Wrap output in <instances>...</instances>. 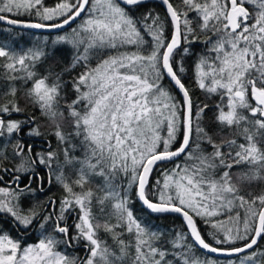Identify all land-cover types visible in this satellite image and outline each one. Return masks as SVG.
I'll use <instances>...</instances> for the list:
<instances>
[{
    "label": "snow or ice",
    "instance_id": "obj_1",
    "mask_svg": "<svg viewBox=\"0 0 264 264\" xmlns=\"http://www.w3.org/2000/svg\"><path fill=\"white\" fill-rule=\"evenodd\" d=\"M144 3L0 0V264H215L212 253L264 264L253 250L264 190H245L264 181V0H159L163 17H136ZM13 27L55 30L53 54L70 46L71 61L41 73L47 45L21 49ZM187 58L195 88L216 100L215 132L203 123L210 105L192 99ZM41 126L48 147L37 152ZM46 177L59 200L37 198ZM144 210L178 214L185 228L164 241ZM81 245L84 257L68 255Z\"/></svg>",
    "mask_w": 264,
    "mask_h": 264
},
{
    "label": "trees",
    "instance_id": "obj_2",
    "mask_svg": "<svg viewBox=\"0 0 264 264\" xmlns=\"http://www.w3.org/2000/svg\"><path fill=\"white\" fill-rule=\"evenodd\" d=\"M46 2L49 5H51L52 3H54V0H46ZM141 7H143V10L141 12L139 11V8L133 12V14L136 17L142 16L144 13L148 12L149 10L153 11V13H156L154 11V7H153L152 3L145 4ZM159 14L161 15V17H163V14L161 12H159ZM20 18L21 19H29V17H27V16L20 17ZM31 19L34 20L35 18L32 17ZM80 22L81 21L78 20V22L76 24H79ZM76 24L73 25L72 27H76ZM5 29H7V27L0 25V39H2L4 36L8 35L7 31H4ZM69 30H71V29L68 28L65 31H69ZM21 33H23V35L17 41V43H18L19 47L23 50H27L28 48L34 47L36 45H39L41 47H43L45 44L47 45L48 55H47L46 59H44L40 63V66H39V71L41 73H46V71L49 67L63 68L66 64H68L71 61V59L73 57V50L69 49L68 46H65V47H61L59 45L55 46L56 51H55V54H53V47L54 46L52 44V41L55 40V38H53V37L57 34H37V33H31V32H27V31H20V30H15V29H12V32H11V34L14 36H20ZM26 36H46L48 40L45 43H40V44L30 43L29 44V43H27V41L24 40V39H26L25 38ZM66 48H68V49H66ZM95 62L96 61L93 60V64H95ZM192 64H193V62H191V63L185 62L186 69L188 67L190 70V72H189L190 76H189V79L186 78V83H188L189 86L193 87V89H194L193 96H192L194 103L202 104V103L206 102L210 105V108L207 112V115L203 117V123L209 129L210 132H215V131H217V126L213 123L214 108L212 106L216 103V100L211 99V100L205 101L204 94L199 89L195 88V86L193 85L192 80H191ZM77 71H79V68H77ZM65 78L67 79V77H65ZM164 85H165V87H167L168 82L164 81ZM0 87H3V86L0 85ZM31 111H32L31 108L27 109L28 113H31ZM37 115H39V114H37ZM37 123L42 125L43 121L38 120ZM40 131L45 134L42 136H44V137L48 136L49 129L41 126ZM48 138L51 139L52 147L55 148L56 147L55 138L50 137V136ZM173 167H174L173 163L165 164L163 166V168H167V169H171ZM243 170H246V169H242V168L235 169V171H243ZM161 172H162V169L158 168L156 173L153 174V177H152L153 183H155V181L158 177H160L162 179ZM245 190L259 193L262 190H264V181H253L251 187L250 188L246 187ZM46 193H47V198L52 197L56 200H59L63 195V190L56 183H52L51 186L47 187ZM136 207L139 210L141 208V205L139 203H137ZM239 211L242 212V210H239ZM137 214L141 217V219L144 222H146L149 225V227L153 228V230L159 229L161 232H163L164 233V238H163L164 241H167L169 239L170 233L174 234L173 229L182 230L185 228L183 226L182 222L180 221V219L176 216L155 215V214H150V213L146 212L145 210L144 211H138ZM196 220H197L198 227L201 229L202 233L207 238V234L210 231V228L208 226H206L204 221L202 219H200L199 217H197ZM37 236H38V233H36L35 238H34V236L30 237L29 242L30 243L35 242L37 239ZM102 236L107 240V242L110 245H115V242L112 240L110 235L104 234L102 232ZM124 239L127 240V239H129V237L127 235H125ZM81 246H79V247H81ZM254 250L264 251V239H261L257 248ZM83 254L85 255L83 247L77 248L76 250L68 249V255L69 256H78V257L82 258V257H84ZM196 255L200 256L203 259L205 254L198 251L196 253ZM211 259L216 261L217 264H229V261H233L234 264H239L240 257L233 258V259H217V258H211Z\"/></svg>",
    "mask_w": 264,
    "mask_h": 264
},
{
    "label": "flooded vegetation",
    "instance_id": "obj_3",
    "mask_svg": "<svg viewBox=\"0 0 264 264\" xmlns=\"http://www.w3.org/2000/svg\"><path fill=\"white\" fill-rule=\"evenodd\" d=\"M148 3H152V5H153V7H154V11L156 12V13H159V12H161L162 14H163V16H164V9H163V7L161 6V5H159L158 3H156V2H148ZM148 3H145V4H148ZM144 4V5H145ZM143 6V5H142ZM246 7H248L249 8V10H251V8H252V6L251 5H246ZM143 10V7H139V11L141 12ZM155 14V13H154ZM202 39H203V37H201ZM194 51H196V52H199V51H202V47L200 46V45H197V46H195L194 47ZM193 59L194 58H187L186 60H185V62H189V63H191V62H193ZM187 73H186V78H188L189 79V76H190V74H189V72H190V70H189V68L187 67ZM16 118H22V117H16ZM44 140H45V137L44 136H40V137H34V138H31L30 140H29V143H31V144H34V150L35 151H37V152H39L41 149H46L47 147H48V145L46 144V143H44ZM41 174H44V173H41ZM49 185H48V183H47V177L45 178V184H44V190H43V192L41 193V192H39V182L37 181V182H34L33 183V187L34 188H37V190H38V195H37V198L40 200V201H45L46 199H47V193H46V190H47V187H48ZM73 220H74V218L73 219H69L68 220V223L69 224H72L73 223ZM13 235H15V233H13ZM34 236V238L36 237V233H33L30 237H33ZM29 237V238H30ZM81 247H83V246H81ZM81 247H76V248H73L72 250H76L77 248H81ZM83 256H84V254H83Z\"/></svg>",
    "mask_w": 264,
    "mask_h": 264
},
{
    "label": "water",
    "instance_id": "obj_4",
    "mask_svg": "<svg viewBox=\"0 0 264 264\" xmlns=\"http://www.w3.org/2000/svg\"><path fill=\"white\" fill-rule=\"evenodd\" d=\"M148 2H156L160 5L159 3V0H145V3H148ZM144 3V4H145ZM164 9V8H163ZM79 20V19H78ZM78 20L76 21V23L78 22ZM75 23V24H76ZM73 24V25H75ZM0 25L4 26V27H9L7 26L6 24H3V23H0ZM72 25V26H73ZM12 29H15V30H20V31H27V32H31V33H37V34H57V32L55 30L53 31H49V30H46V29H20V28H16V27H13ZM68 27L66 26L65 30H67ZM146 212H148L147 210H145ZM149 213V212H148ZM155 215H159V214H155ZM163 215H170V216H176L180 219V221L182 222L183 226L185 227L184 225V222H183V219L181 216H179L178 214H175V213H169V214H163ZM261 240L258 241V244ZM254 250V249H253ZM201 253L205 254L203 252V250L200 251ZM209 257L211 258H217V259H233V258H237V257H240V256H233V257H228V256H225V255H220V254H216V253H212V254H207Z\"/></svg>",
    "mask_w": 264,
    "mask_h": 264
},
{
    "label": "rangeland",
    "instance_id": "obj_5",
    "mask_svg": "<svg viewBox=\"0 0 264 264\" xmlns=\"http://www.w3.org/2000/svg\"><path fill=\"white\" fill-rule=\"evenodd\" d=\"M69 31H71V30H69ZM56 36L57 35H55L53 38H56ZM25 38L26 39H24V40L27 41V43H29V44L30 43H38V44L45 43L48 40L46 36H26ZM59 46L65 47L67 45H59ZM68 48L73 50L70 46H68ZM68 48H66V49H68ZM215 264H217L216 261H215Z\"/></svg>",
    "mask_w": 264,
    "mask_h": 264
}]
</instances>
